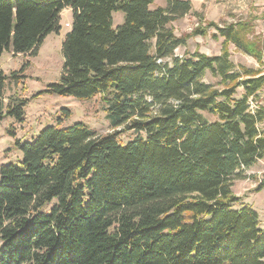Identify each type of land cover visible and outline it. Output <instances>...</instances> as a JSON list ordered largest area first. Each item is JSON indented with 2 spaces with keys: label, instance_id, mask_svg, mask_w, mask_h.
Wrapping results in <instances>:
<instances>
[{
  "label": "trees",
  "instance_id": "obj_1",
  "mask_svg": "<svg viewBox=\"0 0 264 264\" xmlns=\"http://www.w3.org/2000/svg\"><path fill=\"white\" fill-rule=\"evenodd\" d=\"M152 2L0 0V58L9 48L36 54L60 32L61 11H73L63 78L48 92L99 94L114 129L58 123L13 143L21 158L0 163V264H264L258 212L233 190L264 161V107H250L264 72L235 64L229 49L264 63L253 24L264 13L210 21L221 54L180 56L191 34L173 24L198 12L191 0ZM7 79L0 70V121L6 113L22 122L27 99L5 101ZM118 128L138 135L122 144Z\"/></svg>",
  "mask_w": 264,
  "mask_h": 264
},
{
  "label": "rangeland",
  "instance_id": "obj_2",
  "mask_svg": "<svg viewBox=\"0 0 264 264\" xmlns=\"http://www.w3.org/2000/svg\"><path fill=\"white\" fill-rule=\"evenodd\" d=\"M209 1V0H208ZM167 5V0H154L150 9H157ZM197 14L190 17L179 18L173 24L176 34H191L186 46L177 49L178 54L194 53L199 50L209 55L221 54L223 37H215L216 28L208 25L214 21L220 26L244 20L256 14L264 13V0H221L207 3ZM74 13L65 8L61 11L59 25L60 32L52 31L42 40L36 54L16 55L12 49H5L0 58V70L8 75L6 80L5 101L9 96H18L27 99L24 105L25 120L20 122L15 116L4 114L0 121V163L8 164L18 161L21 153L13 143L15 141H30L47 126L59 123L61 128L69 127L74 123H85L100 134L114 131L110 126L107 114L104 111V102L98 94L92 99L75 98L71 95H59L48 92L50 84L60 83L63 78L65 55H63L64 39L72 29ZM124 11L113 13V27L117 28L125 21ZM254 33L264 38V17L258 18L254 23ZM201 26L203 34H193V30ZM231 59L235 64H243L249 68H259L264 72V63L258 62L253 56L236 49L230 45ZM17 72L19 76L13 74ZM207 82L218 83L219 79L208 73ZM241 91V88H239ZM253 105L264 107V88L260 91ZM67 111L68 114H65ZM264 129V123L261 125ZM119 140L127 144L135 139L138 133L133 130L118 128ZM11 131L13 134H11ZM143 135V133H141ZM233 190L235 195L242 197V203L258 212L260 227L264 228V161H259L247 169L241 179H236Z\"/></svg>",
  "mask_w": 264,
  "mask_h": 264
},
{
  "label": "crops",
  "instance_id": "obj_3",
  "mask_svg": "<svg viewBox=\"0 0 264 264\" xmlns=\"http://www.w3.org/2000/svg\"><path fill=\"white\" fill-rule=\"evenodd\" d=\"M213 2H220L221 0H191L192 6L194 7L195 10H202L204 5H207V3H212ZM185 17H190V15H186ZM184 18V17H183Z\"/></svg>",
  "mask_w": 264,
  "mask_h": 264
},
{
  "label": "built area",
  "instance_id": "obj_4",
  "mask_svg": "<svg viewBox=\"0 0 264 264\" xmlns=\"http://www.w3.org/2000/svg\"><path fill=\"white\" fill-rule=\"evenodd\" d=\"M177 49H179V48H177ZM177 49L175 50L176 52H177V55H180V56H182L183 54H181V53H179L178 54V51H177ZM253 101H252V99H250V107L252 108V110L254 111L256 108H257V105H253V103H252Z\"/></svg>",
  "mask_w": 264,
  "mask_h": 264
}]
</instances>
